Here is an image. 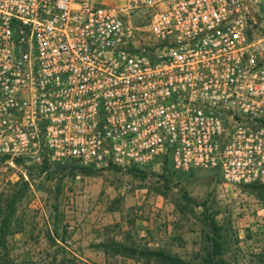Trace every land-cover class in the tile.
Instances as JSON below:
<instances>
[{
	"label": "built area",
	"instance_id": "2783aa9c",
	"mask_svg": "<svg viewBox=\"0 0 264 264\" xmlns=\"http://www.w3.org/2000/svg\"><path fill=\"white\" fill-rule=\"evenodd\" d=\"M0 157L264 182V0H0Z\"/></svg>",
	"mask_w": 264,
	"mask_h": 264
},
{
	"label": "rangeland",
	"instance_id": "374dc122",
	"mask_svg": "<svg viewBox=\"0 0 264 264\" xmlns=\"http://www.w3.org/2000/svg\"><path fill=\"white\" fill-rule=\"evenodd\" d=\"M79 166L0 157V204L20 194L13 216L20 229L5 241L11 264H144L140 255L112 254L103 246L112 241L196 264L205 255L209 215L228 264L264 258V182L225 185L215 170L169 165Z\"/></svg>",
	"mask_w": 264,
	"mask_h": 264
},
{
	"label": "trees",
	"instance_id": "16d2710c",
	"mask_svg": "<svg viewBox=\"0 0 264 264\" xmlns=\"http://www.w3.org/2000/svg\"><path fill=\"white\" fill-rule=\"evenodd\" d=\"M15 161H20V159H15ZM46 163L47 161L43 160L40 165L45 166ZM78 168L79 170H86L83 165H80ZM24 184H26V182H24ZM249 185H262V183ZM19 195V193H16L8 198L5 205L2 206L0 204V264H11L9 261V251L5 241L7 236L14 234L20 229L17 221L13 219L15 204L20 198ZM206 226L208 228V233L206 235L207 245L205 248V255L203 259L196 264H228V262L222 257L224 240L221 235V229L213 219L212 215L207 217ZM103 246L108 247L112 254L125 255L128 257L140 255L144 257V264H192L181 259L176 254L166 253L160 249L137 248L135 246L126 245L125 243L113 241L104 244ZM258 264H264V258L262 261L259 260Z\"/></svg>",
	"mask_w": 264,
	"mask_h": 264
}]
</instances>
